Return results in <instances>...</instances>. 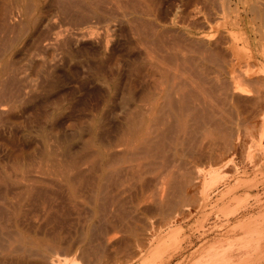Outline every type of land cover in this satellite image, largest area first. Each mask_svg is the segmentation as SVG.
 <instances>
[{
  "label": "rangeland",
  "instance_id": "1",
  "mask_svg": "<svg viewBox=\"0 0 264 264\" xmlns=\"http://www.w3.org/2000/svg\"><path fill=\"white\" fill-rule=\"evenodd\" d=\"M39 1L42 3L36 4L32 19L29 21L30 19H26L22 12L20 0L18 2L17 0H0V179L8 183L7 185V183H2L0 180V194L5 191H9L8 194H10L8 197V194L2 193L0 198L6 195V198L8 197L10 201L15 199L13 202H17L18 196L16 197L15 193L17 188L23 186L21 185L22 183H26L24 185L30 186L33 191L31 193L30 190L27 195H23L26 199H23V196L21 197L23 200L19 198V200L27 202L21 204L22 202L20 201L19 208L22 210L23 215L20 212L21 210L17 211L16 223L18 221L19 223L16 224L18 227L16 226L15 228L23 227V230L19 229L18 231L24 233L25 237H29L30 240L35 239L33 241L40 242V246L44 243L43 249L47 252L50 250V255L54 254L53 256H56L58 254L60 257L62 256L61 258L68 257V259L75 257L81 264H93L94 262V264H264V89L262 93H256L257 95L254 93L249 96L251 91L249 88L251 87L254 90V87L246 86L250 90L247 89L249 91L248 95L238 93L239 95H234L236 98L232 96V98L226 99L224 95L221 97L218 92H221L223 85L221 84L222 87L219 85L221 89L219 87L217 89L216 83H211L210 77L213 78V75H209L213 74V72H210L212 68L208 64L209 62L203 60V57H206L207 54H203L202 51L203 56H199L200 51L189 52L193 49L190 50L188 47L193 37L194 39L203 37L205 39L206 36L208 38L213 36L211 39H216L221 29L231 30L233 25L229 21L235 19V14L231 13L235 8V3H230V9H227L230 10V14L227 12L228 15H226V7L224 6L228 2L220 0L219 2L215 0V3L213 1V3L210 2L211 0L208 2L206 0H146L144 3L139 0H115V2L114 0H94L92 1L93 3L89 2V0ZM222 2L226 4L224 5ZM94 3L97 5H94ZM219 3H222L223 6H219ZM19 4L21 6H18ZM219 9H224V12ZM240 9L243 11L242 7ZM241 14H239L240 18L238 20L241 25L239 27L243 28L241 31H246L241 36L242 38L248 37L249 50L260 58L261 54L264 53V41L261 40L263 37L260 32L256 34L257 30H255L256 32H253V30L250 32L247 29L246 21L244 18L242 19L244 15ZM24 21L30 29L25 26ZM20 29L22 30L20 31ZM24 29L26 32L23 31ZM155 30H158V32H155ZM17 33H19V37ZM157 33H160V35ZM260 36L261 38H259ZM257 50L259 51L256 52ZM176 54L178 57L180 56L179 59ZM197 57L199 59L202 57L203 63ZM253 60L250 63L256 65L257 59L254 60L255 62ZM250 63L249 65H251ZM241 67L247 68L245 65L239 66L236 71V74H238L236 75L232 72L233 76L234 74L238 76L247 72L246 69L245 72ZM201 70H205V75L201 74ZM207 74L209 78L206 80L204 77V81L202 76ZM167 76H169V79L166 78ZM233 76L232 74L231 77L227 74L221 76L220 82H223V84L226 81L230 82V87L231 80L233 82V79H231ZM4 81H7L8 86ZM201 82H204V84ZM228 83H225L226 86H228ZM213 86L216 87L214 88ZM226 86L224 85V87ZM224 87L223 90L229 88ZM195 93L197 94L195 95ZM260 94H263V96L261 97ZM168 95L171 96L170 99ZM202 95L206 96L203 97ZM186 96L190 99H187ZM182 100H192V103H188V101L183 103ZM187 103L189 106H187ZM193 104L197 105L198 109ZM203 104L207 106H203ZM178 105L183 109L179 110ZM186 106L190 110H196V113L194 110H187ZM205 108H208V110L211 108L212 110L210 109V112H207ZM170 109L171 111H169ZM172 110H176L177 113L180 112V116L174 111L176 118ZM189 111L192 113L190 114ZM212 111L214 113L217 112L215 113L217 118L218 114H220L219 118H224V121L226 119L225 122L230 126L229 129L232 132H228L230 135H227L231 136L229 139L233 147L229 142L230 146L229 144L227 145L229 150L225 149V145L222 146V141L220 142L219 139L217 141L219 135L215 133L216 131L214 132V127L211 129L214 126L213 121L215 119L213 120L212 118L215 115L214 117H212L213 115H208L214 114ZM196 115L202 117L200 119L202 120L201 122L199 120L200 117ZM165 116L169 122L163 119ZM209 117H211V120L208 119ZM154 118L156 119L154 120ZM182 118L183 120H181ZM204 119L211 124L206 123ZM156 120L159 124H155ZM173 120L175 122L172 123ZM196 120L199 123H196ZM164 122L170 126H164L166 125ZM148 124L150 125L149 129L154 131L148 129ZM160 124L165 127L163 128L164 131ZM177 124L180 126H177L179 129L175 128ZM181 124L184 125V128ZM142 126H144L143 129ZM158 126L160 127L157 128ZM183 129L185 132L187 131L186 134ZM142 130H144V133L141 135ZM146 130L147 133L145 132ZM178 130L181 131L177 133L179 135L176 134ZM168 132L171 133L169 134ZM159 133L165 136L161 135L158 137ZM172 133L174 138H172ZM149 135L152 138L154 137V139ZM148 137L157 142H163L160 145H162L163 149L165 146V153L169 152L167 153L168 156L171 154L170 160H168V157H166V160L163 159L164 161H170L165 166L163 164L160 165L159 160L161 159L155 160V165L147 162L148 160L144 161L145 157L143 158L141 155L143 159L140 156L134 159L135 157L132 153L136 149L135 146L137 145L136 147L138 148L141 144L140 142L144 140L143 138L146 139ZM169 137L172 138L171 142H169ZM134 139H137L138 142ZM174 139H178L179 142H175ZM132 140L134 141L133 145ZM194 140L196 141L194 142ZM215 142H218L219 145ZM121 150H123L122 154ZM124 150L127 152H125L126 154H124ZM173 153L176 154L173 155ZM128 155L130 157H127ZM176 156L179 157L177 158ZM213 156L216 157L213 158ZM220 156L224 158L218 159ZM111 159L113 160L112 163ZM171 159H173L174 163H172ZM124 160H127L125 161L126 163ZM137 160L140 165H138ZM114 163L118 164L114 165ZM147 163L150 165H147ZM156 163L158 164L156 165ZM129 164H131L136 173L140 170V172H145L143 174L139 172L140 176L143 175L144 177H137V180L133 178L134 175H131L133 169H129L131 168ZM141 164H145L144 168H142ZM176 164L179 165L176 166ZM106 165L111 166L106 170L108 175L105 174ZM117 165L120 167L115 168ZM135 165L136 167L141 166V168H137V170L139 169L137 171L136 167H133ZM157 166L160 168H157ZM151 167L152 169L150 170ZM165 167L169 172H167V169L164 170ZM110 169H113V171L116 169L115 172H117L112 177V174H109ZM153 169H156L155 172H157H151L154 171ZM170 169L174 170L171 171ZM76 170L78 171L75 172ZM119 170L122 171L120 174L118 173L120 172ZM146 171L148 176L152 174V179L147 176ZM158 171L160 172L158 173ZM127 172H129V175ZM153 174H156V177ZM168 175H172L173 177L171 178L175 180H169L170 183L166 180L169 177ZM118 176L121 177L122 183L116 180L119 179ZM127 176L128 179L130 177L133 178L136 183H133L134 180L131 178L132 181L130 180V182ZM23 178L26 180L23 181ZM60 178L61 181L59 180ZM157 178L160 179L158 180ZM212 178L214 180L211 181ZM66 179L69 180L66 181ZM191 179L192 181H190ZM124 180L126 184L124 183L123 186ZM149 180L152 181L150 182ZM15 181L19 182V184L21 181V184L19 185ZM163 182H169L171 186L167 183L169 186L166 185L169 188L166 186L160 187L163 186ZM176 182L177 186L184 185V190L188 188L185 191V194H188L186 197L183 196L185 195L184 193L183 195L179 194L180 197L174 194V200L172 201L175 204V201L182 197L180 203L185 208L182 206V209L181 204L180 206L178 204L179 210L181 211L182 209L183 212L179 214L177 213L179 210H177L175 213L170 214L169 212L168 214L167 208L171 204L170 201L168 205V201L173 197L171 195V192L172 194L174 193L172 185H176ZM180 182L184 183L180 184ZM188 182L192 183V185L188 184ZM120 183L122 184L121 186ZM155 183L158 185L156 186ZM10 184L14 185L11 186ZM16 185L19 186L17 187ZM128 186L131 189H128ZM13 187L17 188L14 190ZM160 188H165L168 191L170 189L171 192L167 191L166 195H160ZM8 189L13 190L10 191ZM115 189L121 192V198L120 195H117L119 191L117 190L116 193ZM127 190H130V192H127ZM19 191L18 189L17 193ZM103 192L108 196V200ZM122 192L124 193L122 194ZM13 194L14 196H12ZM110 194L112 195L110 196ZM151 195H154V197ZM175 195L178 196V199ZM112 196L116 199L114 200ZM144 196L145 198H143ZM162 196L163 198H160ZM164 196L166 197L167 206L164 202ZM151 198L152 200H150ZM153 198L158 199L159 203L162 199L161 203L163 202L166 207H161L164 206L163 203L160 206L157 205L158 202L156 203ZM89 199L94 200L89 201ZM95 199L98 204H95ZM114 202L118 204V207H115L116 204ZM125 202L126 204H124ZM142 204L145 205L143 206ZM114 210H117L116 212L118 213ZM18 212L20 215H18ZM125 214L128 215L126 216ZM6 218L4 217L5 220ZM121 222L124 226L120 227ZM28 230L29 232H27ZM136 235L139 237L136 238ZM82 238H84L83 244ZM45 247L48 248L45 249ZM28 258L30 259V257H27L22 264H36L33 258L31 260ZM3 261L0 264H19L17 261Z\"/></svg>",
  "mask_w": 264,
  "mask_h": 264
},
{
  "label": "bare ground",
  "instance_id": "2",
  "mask_svg": "<svg viewBox=\"0 0 264 264\" xmlns=\"http://www.w3.org/2000/svg\"><path fill=\"white\" fill-rule=\"evenodd\" d=\"M56 1V0H55ZM60 1V0H59ZM65 1V0H64ZM67 1V0H66ZM81 1V0H80ZM85 1V0H84ZM88 1V0H87ZM92 2V1H94V0H89V2ZM96 1H98V0H96ZM102 1V0H101ZM135 1H137V0H135ZM139 1H143V3L144 2H146V0H139ZM139 1H138V3H139ZM148 1V0H147ZM207 2L209 1V0H206ZM214 2L215 0H211L210 2ZM218 2H219V0H217ZM220 1H223V2H228L227 4L226 3H223L225 6L224 7H226V9H225V12L227 13V12H229V14H230V10H227V9H230V6H231V4L232 3H235L234 5H235V8L233 9V11H231V13L234 15L235 14V19L234 20H231V21H229V23L230 24H232L233 25V27H232V29L231 30H229V29H221V31L220 32H218V37L215 39V38H213V39H211L213 36L212 35H210V36H212L211 38H208L207 36H206V38L204 39V37L203 38H195L194 39V37H193V39L191 40V39H189V40H191L190 42H189V48H190V50L191 49H193L192 51H189V52H193L194 50L195 51H200L201 53H199L200 55L199 56H203V54H207V56H208V58H206V57H203V60L205 61V62H209L208 64H210V66H211V68H212V70H210V72H213V74L211 73V75H209V76H212L213 78H211L210 77V81H211V83L213 82L216 86H217V89H218V87H219V85H223V87H224V85L226 86V84L228 83L227 81L223 84V82L221 83L220 82V77L221 76H225L226 74L229 76L230 75V77H231V74H232V76H233V73H235L236 74V71H237V69L239 68V66H243V65H245L247 68H245L246 70H247V72L245 71V69L243 68V67H241L242 69H244V71L246 72L245 74H240V75H238V76H235V74H234V76L231 78V79H233V82H232V80H231V84H230V87H229V83H228V86H226V87H229V88H227L226 90H223V87H222V85H221V87H222V89H221V92H222V90H223V93L221 94V92H218V91H216V92H218V94H220V96L222 97L223 95L226 97V99L227 98H232V96H234V95H236V94H247L248 95V93H249V91L251 90H253V88L251 89V87L250 86H253L254 87V90L251 92L250 91V93H249V96L252 94H256V93H258L259 94V92H261L262 93V91H263V89H264V53H260L261 54V56H260V58H258V57H256V55L253 53V52H251V50H249V48H248V43H249V41H247V39H248V37L247 38H242V34L244 35V31H241L243 28L242 27H239V23H238V20H239V18H240V15L239 14H241V7H242V9H243V11H242V14L244 15V17H242V19L244 18V20L246 21V27H247V29L248 30H250V32H251V30H253V32L255 31V30H257V33L256 34H258L259 32H260V34L262 35V37L263 38H261V36L259 37V38H261V40L262 41H264V0H220ZM17 2H18V0H17ZM113 2V1H112ZM114 2H115V0H114ZM212 2V3H213ZM21 5H22V12L24 13V16L26 17V19L28 18V19H30L29 21H31V17H32V15H33V11H34V8H35V6H37L36 4H38V3H42V2H40L39 0H20V2H19ZM93 3V2H92ZM92 3H91V5H92ZM97 3V2H96ZM104 3H105V1H104ZM125 3H127V2H125ZM129 3V2H128ZM132 3V2H131ZM138 3H136V4H138ZM215 3V2H214ZM222 3L220 4L219 3V6L221 5V6H223L222 5ZM231 3V4H230ZM18 5V6H21V5ZM85 4V3H84ZM98 4H99V2H98ZM135 4V5H136ZM140 4V3H139ZM63 5V4H62ZM94 5H97V4H95L94 3ZM113 5V4H112ZM118 5V4H117ZM39 6V5H38ZM102 6V5H101ZM139 6V5H138ZM145 6V5H144ZM143 6V7H144ZM227 6H228V8H227ZM15 7H17V6H15ZM95 7V6H94ZM124 7V6H123ZM233 7V6H232ZM6 8V7H5ZM37 8V7H36ZM220 8V7H219ZM20 9V8H19ZM63 9V8H62ZM75 9V8H74ZM97 9V8H96ZM141 9V8H140ZM152 9V8H151ZM221 9V8H220ZM219 9V10H220ZM224 9L223 10H220V11H223L224 12ZM71 10V9H70ZM129 10V9H128ZM135 10H137V9H135ZM227 10V11H226ZM19 11V10H18ZM78 11V10H77ZM96 11V10H95ZM104 11V10H103ZM219 11V12H220ZM8 12V11H7ZM114 12V11H113ZM137 12V11H136ZM142 12V11H141ZM94 13V12H93ZM140 13V12H139ZM145 13V12H144ZM35 14H36V12H35ZM87 14V13H86ZM104 14V13H103ZM107 14V13H106ZM241 14V15H242ZM7 15V14H6ZM75 15V14H74ZM225 15V14H224ZM226 15H228V13L226 14ZM225 15V16H226ZM100 16V15H99ZM132 16V15H131ZM144 16V15H143ZM158 16V15H157ZM194 16V15H193ZM229 16H231V15H229ZM119 17V16H118ZM227 17V16H226ZM34 18V17H33ZM224 18V17H223ZM222 18V19H223ZM229 18H231V17H229ZM233 18V17H232ZM21 19V18H20ZM96 19V18H95ZM142 19V18H141ZM25 20V19H24ZM35 20V19H34ZM220 20V19H219ZM225 20H226V18H225ZM224 20V21H225ZM3 21H5V20H3ZM197 21V20H196ZM222 21V20H221ZM234 21V22H233ZM27 22V21H26ZM160 22V21H159ZM227 22V21H226ZM232 22V23H231ZM5 23V22H4ZM24 24H26L25 26H28L27 25V23H25V21L23 22ZM23 23H22V25H23ZM29 23V22H28ZM3 24V23H2ZM30 24V23H29ZM135 24V23H134ZM204 24V23H203ZM229 24V25H230ZM243 24V23H242ZM145 25V24H144ZM224 25V24H223ZM226 25V24H225ZM24 26V27H25ZM241 26V25H240ZM259 26V27H258ZM29 27V26H28ZM134 27V26H133ZM151 27V26H150ZM153 27H155V26H153ZM152 27V29H154ZM161 27V26H160ZM227 27V26H226ZM231 27V26H230ZM229 27V28H230ZM256 27H258V28H256ZM22 28V27H21ZM97 28V27H96ZM159 28V27H158ZM225 28V27H224ZM7 29V28H6ZM26 29V28H25ZM25 29L23 30L24 32H26L25 31ZM29 29H30V27H29ZM87 29V28H86ZM92 29H93V27H92ZM138 29V28H137ZM148 29V28H147ZM156 29V28H155ZM12 30V29H11ZM17 30V29H16ZM22 29H20V31H21ZM27 30V29H26ZM85 30V29H84ZM89 30H91V29H89ZM95 30V29H94ZM93 30V31H94ZM141 30V29H140ZM151 30V29H150ZM174 30V29H173ZM224 30V31H223ZM14 32V31H13ZM19 32V31H18ZM113 32V31H112ZM155 32H158V30H155ZM162 32V31H161ZM166 32V31H165ZM246 32V31H245ZM256 32V31H255ZM114 33V32H113ZM164 33V32H163ZM189 33V32H188ZM18 34L19 33H17V36H18ZM22 34V33H21ZM24 34V33H23ZM152 34V33H151ZM154 34V33H153ZM156 34V33H155ZM158 34V33H157ZM162 34V33H161ZM247 34V33H246ZM62 35V34H61ZM89 35V34H88ZM91 35V34H90ZM145 35V34H144ZM158 35H160V33L158 34ZM20 36V35H19ZM18 36V37H19ZM85 36V35H84ZM87 36V35H86ZM259 36V35H258ZM10 38V37H9ZM17 38V37H16ZM60 38V37H59ZM107 38V37H106ZM160 38V37H159ZM17 39H19V38H17ZM109 39V38H108ZM148 39V38H147ZM164 40V39H163ZM155 41V40H154ZM165 41V40H164ZM16 42H17V40H16ZM147 42V41H146ZM176 42V41H175ZM259 42V41H258ZM9 43H11V42H9ZM15 43V42H14ZM261 43V42H260ZM159 44V43H158ZM145 45H147V44H145ZM261 45V44H260ZM108 46V45H107ZM150 46V45H149ZM148 46V47H149ZM164 46V45H163ZM186 46V48H188ZM152 47V46H151ZM177 47V46H176ZM159 48V47H158ZM260 48H262V47H260ZM148 49V48H147ZM146 49V50H147ZM65 50V49H64ZM167 50V49H166ZM186 50V49H185ZM160 51V50H159ZM173 51V50H172ZM171 51V52H172ZM181 51V50H180ZM188 51V50H187ZM202 51H203V54H202ZM259 50H257L256 52H258ZM263 51V50H262ZM165 52V51H164ZM184 52V51H183ZM189 52H188V54H189ZM175 53V52H174ZM198 53V52H197ZM196 53V54H197ZM2 54V53H1ZM182 54V53H181ZM202 54V55H201ZM152 55V54H151ZM166 55V54H165ZM173 55H175V54H173ZM177 55V54H176ZM204 55V56H205ZM191 56V55H190ZM195 56V55H194ZM156 57V56H155ZM177 57H178V55H177ZM180 57V56H179ZM179 57H178V59H179ZM183 57V56H182ZM185 57V56H184ZM188 57H189V55H188ZM193 57V56H192ZM191 57V58H192ZM159 58H160V56H159ZM173 58H176V57H173ZM186 58H187V56H186ZM190 58V59H191ZM194 58V57H193ZM198 58V57H197ZM151 59V58H150ZM177 59V60H178ZM190 59H188V60H190ZM199 59V58H198ZM201 59H202V57H201ZM201 59H199V60H201ZM208 59V60H207ZM255 59H257L256 60V62L254 61ZM174 60V59H173ZM187 60V59H186ZM193 60V59H192ZM197 60V59H196ZM203 60H201L202 61V63H203ZM251 60H253L254 62H255V64L256 65H253V64H251L250 63V61ZM152 61V60H151ZM161 61V60H160ZM175 61V60H174ZM182 61V60H181ZM198 61V60H197ZM252 61V62H253ZM149 62V61H148ZM178 62V61H177ZM187 62V61H186ZM191 62V61H190ZM171 63V62H170ZM180 63V62H179ZM189 63V62H188ZM194 63V62H193ZM202 63H200L201 65H202ZM249 63L251 64V65H249ZM183 64V63H182ZM150 66V65H149ZM186 66V65H185ZM198 66V65H197ZM204 66H206V65H204ZM209 66V67H210ZM162 67V66H161ZM178 67H179V64H178ZM181 67V66H180ZM189 67V66H188ZM199 67V66H198ZM201 67V66H200ZM208 67V68H209ZM190 68V67H189ZM202 68H204V67H202ZM240 68V69H241ZM158 69V68H157ZM201 69V68H200ZM148 70V69H147ZM166 70H167V68H166ZM193 70V69H192ZM199 70V69H198ZM206 70H207V68H206ZM158 71H159V69H158ZM168 71V70H167ZM202 71V70H201ZM205 71V70H204ZM204 71H202V75L204 74L205 75V73H204ZM238 71H240V70H238ZM244 71H243V73H244ZM163 72V71H162ZM162 72H159V73H162ZM166 72V71H165ZM164 72V73H165ZM233 72V73H232ZM242 72V71H241ZM231 73V74H230ZM240 73V72H239ZM166 74V73H165ZM192 74V73H191ZM198 74V73H197ZM238 74V73H237ZM236 74V75H237ZM160 75V74H159ZM194 75H195V73H194ZM9 76V75H8ZM162 76H164V75H162ZM201 76V75H200ZM209 76H208V74L206 75V76H202V79L205 77L206 78V80L209 78ZM160 77H161V75H160ZM169 76H167L166 78H168ZM171 77V76H170ZM17 78V77H16ZM159 78V77H158ZM205 78H204V81H205ZM152 79V78H151ZM169 79V78H168ZM199 79H201V78H199ZM198 79V80H199ZM222 79V78H221ZM229 80V79H228ZM236 80V81H235ZM9 81V80H8ZM14 81V80H13ZM169 81V80H168ZM202 81V80H201ZM4 82H6L5 84H7V81H4ZM3 82V83H4ZM167 82V81H166ZM184 82H186V81H184ZM194 82V81H193ZM10 83V82H9ZM196 83H198V82H196ZM202 83V82H201ZM2 84V83H1ZM171 84V83H170ZM178 84V83H177ZM176 84V85H177ZM187 84V83H186ZM193 84V83H192ZM191 84V85H192ZM202 84H204V82L202 83ZM208 84V83H207ZM3 85V84H2ZM20 85V84H19ZM181 85V84H180ZM209 85L211 86V84H210V82H209ZM7 86H8V84H7ZM162 86H163V84H162ZM171 86H172V84H171ZM185 86V85H184ZM189 86V85H188ZM216 86H213L214 88L216 87ZM246 86L248 87H250L249 89L248 88H246ZM186 87V86H185ZM197 87V86H196ZM212 87V86H211ZM226 87H224V88H226ZM3 88V87H2ZM10 88V87H9ZM173 88V87H172ZM188 88V87H187ZM195 88V87H194ZM16 89V88H15ZM179 89V88H178ZM199 89V88H198ZM213 89V88H212ZM216 89V90H217ZM249 91H248V90ZM1 90V89H0ZM7 90V89H6ZM172 90V89H171ZM192 90H194V89H192ZM192 90H189V91H192ZM196 90V89H195ZM194 90V91H195ZM3 91H5L4 89H3ZM163 91V90H162ZM179 91V90H178ZM184 91V90H183ZM188 91V90H187ZM213 91H214V89H213ZM256 91V92H255ZM7 92V91H6ZM12 92H14V91H12ZM11 92V93H12ZM167 92V91H166ZM174 92H175V90H174ZM180 92V91H179ZM197 92V91H196ZM9 93V92H8ZM11 93H10V95H11ZM185 93H186V91H185ZM184 93V94H185ZM189 93V92H188ZM191 94H192V92H190ZM209 93V92H208ZM208 93H206V94H208ZM212 93V92H211ZM177 94V93H176ZM179 94V93H178ZM197 93H195V95H196ZM199 94V93H198ZM218 94H216V95H218ZM238 94V95H239ZM264 94V93H263ZM263 94H260V96L262 97L263 96ZM7 95V94H6ZM160 95H162V94H160ZM171 95V94H170ZM194 95V96H195ZM201 95V94H200ZM215 95V96H216ZM257 95V94H256ZM4 96V95H3ZM169 96V95H168ZM175 96V95H174ZM190 96V95H189ZM203 96V95H202ZM206 96V95H205ZM205 96H203V97H205ZM219 96V97H220ZM5 97V96H4ZM10 97V96H9ZM8 97V98H9ZM165 97V96H164ZM170 97L171 96H169V99H170ZM176 97V96H175ZM196 97V96H195ZM200 97V96H199ZM208 97V96H207ZM224 97V98H225ZM235 97V96H234ZM258 97H259V95H258ZM14 98V97H13ZM17 98V97H16ZM15 98V99H16ZM155 98V97H154ZM179 98V97H178ZM184 98V97H183ZM186 98H187V96H186ZM186 98H184V99H186ZM189 98V97H188ZM187 98V99H188ZM217 98V97H216ZM236 98V97H235ZM256 98H257V96H256ZM6 99V98H5ZM158 99H159V97H158ZM168 99V101H170ZM175 99V98H174ZM177 99V98H176ZM180 99V98H179ZM190 99V98H189ZM193 100V99H192ZM192 100L191 101H188V103L189 102H191L192 103ZM201 100H202V98H201ZM205 100V99H204ZM209 100V99H208ZM207 100V101H208ZM262 100H263V98H262ZM10 101V100H9ZM14 101V100H13ZM166 101H167V99H166ZM181 101V100H180ZM186 100H182V102L184 103ZM186 101V102H187ZM197 101V100H196ZM225 101V100H224ZM162 102V101H161ZM174 102V101H173ZM176 102H177V100H176ZM210 102V101H209ZM209 102H208V104H209ZM155 103H156V101H155ZM187 103V104H188ZM205 103V102H204ZM170 104V103H169ZM168 104V105H169ZM180 104V103H179ZM199 104V103H198ZM207 104V103H206ZM162 105V104H161ZM171 105V104H170ZM174 105V104H173ZM181 105V104H180ZM194 105V104H193ZM201 105V104H200ZM200 105H198V106H200ZM205 104H203V106H204ZM211 105V104H210ZM145 106V105H144ZM160 106V105H159ZM175 106H176V103H175ZM179 106V105H178ZM177 106V107H178ZM183 106V105H182ZM187 106H189V104L187 105ZM186 106V107H187ZM197 106V105H196ZM195 105H194V107H196ZM205 106H207V105H205ZM192 107V106H191ZM210 107V106H209ZM208 107V108H209ZM145 108V107H144ZM164 108V107H163ZM189 107H187V110H190V109H188ZM197 108V107H196ZM195 108V109H196ZM203 108V107H202ZM208 108H205L206 110H207V112L209 111L210 112V109L212 108H210L209 110H208ZM4 109V108H3ZM150 109V108H149ZM156 109H157V107H156ZM160 109V108H159ZM165 109H166V106H165ZM164 109V110H165ZM173 109H174V107H173ZM181 108H180V106H179V110H180ZM183 109V108H182ZM181 109V110H182ZM184 109H185V106H184ZM192 109V108H191ZM198 109V108H197ZM204 109V108H203ZM213 109H214V107H213ZM153 110V109H152ZM163 110V109H162ZM186 110V109H185ZM192 110H194V109H192ZM192 110H190V111H192ZM212 110V109H211ZM154 111V110H153ZM167 111V110H166ZM169 111H171V109L169 110ZM173 111V110H172ZM174 111H176V110H174ZM173 111V113H174V115H175V112ZM189 111V112H190ZM196 110H194V112H195ZM215 111V110H214ZM158 112H159V110H158ZM163 112V111H162ZM168 112V111H167ZM185 112H188V111H185ZM213 112V111H212ZM142 113V112H141ZM161 113V112H160ZM172 113V112H171ZM176 113H177V111H176ZM184 113V112H183ZM192 112H190V114H191ZM196 113V112H195ZM214 113V112H213ZM215 113H217V112H215ZM215 113L214 114H212L211 113V115H208V116H212V117H214V115H215ZM139 114V113H138ZM150 114V113H149ZM155 114V113H154ZM168 114V113H167ZM177 114H179V116H180V112H178ZM190 114H188L187 113V115H189L190 116ZM194 114V113H193ZM192 114V115H193ZM151 115V114H150ZM149 115V116H150ZM165 115H166V113H165ZM170 115V114H169ZM173 115V114H172ZM173 115V116H174ZM195 115V114H194ZM202 115V114H201ZM219 115L220 114H218V118H217V116L215 115V117L214 118H212L214 121V126H212L211 127V129L214 127V132L215 133H217V135H219V138H217V141H218V139H219V141L221 142V143H223L222 144V146H224L225 147V149L226 150H229L228 148V144H229V142H230V144L232 143L231 141H230V137L231 136H228V135H230L229 133H231L232 131H230V126L225 122L226 121V119H225V121H224V118L222 119V117H220L219 118ZM156 116V115H155ZM166 116H168V115H166ZM166 116L163 118V119H165V121H167L166 120ZM183 116V115H182ZM197 116V115H196ZM204 116V115H203ZM159 117V116H158ZM161 117V116H160ZM169 117V116H168ZM175 117H176V115H175ZM184 117V116H183ZM186 117V116H185ZM193 117V116H192ZM197 117H200L199 115L197 116ZM141 118V117H140ZM152 118H153V116H152ZM177 118V117H176ZM193 118H195V117H193ZM202 117H200L199 118V120L201 119ZM204 118H205V116H204ZM142 119V118H141ZM156 118H154V120H155ZM169 119V118H168ZM173 119V118H172ZM175 119V118H174ZM180 119V118H179ZM186 119V118H185ZM189 119V118H188ZM187 119V120H188ZM197 120H198V118H196ZM208 119H210L211 120V117H209ZM139 120V119H138ZM153 120V121H154ZM162 120V119H161ZM181 120H183V118L181 119ZM186 120V121H187ZM196 120V121H197ZM143 121V120H142ZM162 121H164V120H162ZM177 121V120H176ZM180 121V120H179ZM185 121V122H186ZM202 120H200V122H201ZM204 121H206V119H204ZM152 122V121H151ZM156 122H157V120H156ZM155 122V124H159L158 122L156 123ZM167 122H169V121H167ZM173 122H175L174 120L172 121V123ZM178 122V121H177ZM182 122V121H181ZM184 122V124H185V127H186V123ZM211 122V121H210ZM146 123V122H145ZM154 123V122H153ZM161 124H162V122H160ZM165 123V122H164ZM183 123V122H182ZM196 123H199L198 121L196 122ZM206 123H209V122H207L206 121ZM135 124V123H134ZM160 124V126H162ZM166 125H164V126H168L169 124H167V123H165ZM178 124H180V123H178ZM178 124L176 125V129L178 128V127H180V126H178ZM202 124V123H201ZM211 123H209V125H210ZM152 125V124H151ZM172 125V124H171ZM181 125H183V124H181ZM187 125H188V123H187ZM190 125V124H189ZM208 125V126H209ZM145 126V125H144ZM144 126H142V129H143V127ZM150 125L148 124V129L150 128L149 127ZM160 126H158L157 128H159ZM170 126V125H169ZM178 126V127H177ZM207 126V125H206ZM229 126V127H228ZM173 127H174V125H173ZM183 128H184V125L182 126ZM204 127V126H203ZM152 128H154V127H152ZM163 128H165V127H163L162 126V129ZM192 128V127H191ZM202 128V127H201ZM205 128V127H204ZM207 128V127H206ZM141 129V128H140ZM145 129V128H144ZM156 129V128H155ZM171 129V128H170ZM169 129V130H170ZM179 129V128H178ZM181 129V128H180ZM150 130V129H149ZM152 131H154L153 129H151ZM150 130V131H151ZM172 130V129H171ZM187 130H189V129H187ZM193 130V129H192ZM204 130V129H203ZM212 130V131H213ZM143 131V132H142ZM141 131V135H142V133H144V130H142ZM149 131V132H150ZM156 131V130H155ZM159 131V130H158ZM160 131H162L161 129H160ZM163 131H164V129H163ZM174 131V130H173ZM172 131V132H173ZM180 130H178L177 132H176V134L179 132ZM183 131H184V129H183ZM208 131V130H207ZM146 133H147V130L145 131ZM167 132V131H166ZM181 132V131H180ZM185 132V131H184ZM183 132V133H184ZM187 132V131H186ZM186 132H185V134H186ZM189 132V131H188ZM209 132H210V130H209ZM229 132V133H228ZM140 133V132H139ZM139 133H136V134H139ZM150 133H152V132H150ZM163 133V132H162ZM165 133V132H164ZM169 134L171 133V132H168ZM198 133H199V131H198ZM203 133V132H202ZM208 133V132H207ZM153 134V133H152ZM155 134H158V133H155ZM160 135H158V137H160L162 134L161 133H159ZM169 134H168V136H169ZM175 134V133H174ZM188 134V133H187ZM194 134V133H193ZM205 134H206V132H205ZM228 134V135H227ZM233 134V133H232ZM231 134V135H232ZM147 135V134H146ZM177 135H179V134H177ZM176 135V136H177ZM190 135V134H189ZM188 135V136H189ZM196 135V134H195ZM208 135V134H207ZM213 135V134H212ZM227 135V136H226ZM150 136V135H149ZM153 136V135H152ZM155 136V135H154ZM157 136V135H156ZM163 136V135H162ZM165 136V135H164ZM163 136V137H164ZM171 136V135H170ZM172 136H173V133H172ZM176 136H175V138H176ZM183 136H185V135H183ZM134 137V136H133ZM136 137V136H135ZM138 137H140V136H138ZM144 137V136H143ZM147 137V136H146ZM151 137V136H150ZM181 137H182V135H181ZM192 137V136H191ZM195 137V136H194ZM210 137H211V135H210ZM213 137V136H212ZM228 137V138H227ZM137 138V137H136ZM152 138V137H151ZM151 138H143L144 140L143 141H141L139 144V146H138V148L135 146V151L132 153L133 154V156L135 157H133L134 159H136L137 158V156H143V158L145 157V160L144 161H147V162H150V163H154V162H156L155 160H159V159H161V160H159L160 161V165H166V163L168 162V160H170L169 159V157H170V155L171 154H169V156L167 155V153H169V152H166L165 153V151H166V149H165V146H164V149L162 148V145H160V143H162L163 144V142H157L156 140H152V139H154V137L151 139ZM162 138V137H161ZM172 138H174V136L172 137ZM172 138H170L169 137V139H170V141L168 140V139H166V140H168L169 142H171V139ZM138 139V138H137ZM137 139H134V140H136L137 141ZM142 139V138H141ZM141 139H139V140H141ZM162 139H164V138H162ZM182 139V138H181ZM232 139V138H231ZM130 140V139H129ZM159 140H160V138H159ZM175 140V139H174ZM206 140V139H205ZM212 140V139H211ZM133 141V140H132ZM155 141V142H154ZM163 141V140H162ZM176 141H178V139H176L175 140V142ZM182 141V140H181ZM192 141H193V139H192ZM196 140H194V142H195ZM215 141V140H214ZM138 142V141H137ZM136 142V143H137ZM157 142V143H156ZM179 142V141H178ZM204 142V141H203ZM133 143H134V141L132 142V145H133ZM172 143H174V142H172ZM172 143H171V145H172ZM183 143V142H182ZM214 143V142H213ZM215 143H218V142H215ZM230 144H229V146H230ZM126 145V144H125ZM129 145V144H128ZM127 145V146H128ZM166 145V144H165ZM168 145V144H167ZM171 145H169V146H171ZM174 145H175V143H174ZM178 145V144H177ZM218 145H219V143H218ZM221 145V144H220ZM131 146V145H130ZM169 146H167L168 148H169ZM178 146H180V145H178ZM184 146V145H183ZM192 146V145H191ZM194 146H196V145H194ZM231 146H232V144H231ZM126 147V146H125ZM166 147V148H167ZM173 147V146H172ZM201 147V146H200ZM219 147V146H218ZM224 147H222V148H224ZM233 147V146H232ZM116 148V147H115ZM129 149H131L130 147H128ZM132 148H134V147H132ZM171 148V147H170ZM177 148V147H176ZM179 148V147H178ZM127 149V148H126ZM173 149V148H172ZM171 149V150H172ZM191 149V148H190ZM219 149V148H218ZM134 150V149H133ZM132 150V151H133ZM174 150V149H173ZM224 150V149H223ZM225 150V151H226ZM122 151L123 150H121V154H122ZM129 151H131V150H129ZM167 151H169V149H167ZM175 151V150H174ZM177 151V150H176ZM203 151V150H202ZM201 151V152H202ZM111 152V151H110ZM126 151L124 150V154H126L125 153ZM172 152V151H171ZM215 152V151H214ZM117 153V152H116ZM176 153H178V152H176ZM175 153V154H176ZM131 154V155H132ZM144 154V155H143ZM174 153H173V155H175ZM211 154H213V153H211ZM211 154H210V156H211ZM225 154V153H224ZM110 155V154H109ZM112 155V154H111ZM120 155V154H119ZM119 155H118V158H119ZM180 155V154H179ZM205 155V154H204ZM217 155V154H216ZM108 156V155H107ZM116 157H117V155H115ZM140 156V157H141ZM218 156H219V154H218ZM221 156H223V154H221ZM218 157V159L220 158V160L222 159V158H224V157ZM113 157V156H112ZM127 157H130V155H128ZM166 157H168V160L167 161H164L163 159H167ZM177 157V156H176ZM179 157V156H178ZM177 157V158H178ZM216 157V156H215ZM214 156H213V158H215ZM111 158V157H110ZM115 158V157H114ZM117 158V159H118ZM123 158V157H122ZM121 158V159H122ZM125 158V157H124ZM139 158V157H138ZM142 157H141V159H143ZM173 158V157H172ZM176 158V159H177ZM89 159V158H88ZM102 159V158H101ZM109 159V158H108ZM120 159V160H121ZM127 159V158H126ZM176 159H174V160H176ZM181 159V158H180ZM115 160V159H114ZM173 159H171V161H172ZM69 161V160H68ZM78 161V160H77ZM101 161V160H100ZM111 161V163L113 162V160L111 159L110 160ZM118 161V160H117ZM125 161H127V160H124V162ZM129 161H131V160H129ZM143 161V160H142ZM141 161V162H142ZM162 161V162H161ZM219 161V160H218ZM87 162V161H86ZM89 162H91V161H89ZM93 162H95L94 160H93ZM123 162V163H124ZM131 162H134V161H131ZM130 162V163H131ZM135 162H136V160H135ZM137 162L139 163H136V164H138V165H140V162L137 160ZM158 162V161H157ZM170 162V161H169ZM168 162V163H169ZM56 163V162H55ZM59 163H60V161H59ZM75 163V162H74ZM101 163V162H100ZM126 163V162H125ZM172 163H174V161H172ZM177 163V162H176ZM179 163H181V162H179ZM85 164V163H84ZM88 164V163H87ZM106 164H108V163H106ZM109 164H110V162H109ZM115 164H118V163H114V165ZM158 163H156V165H157ZM83 165V164H82ZM91 165V164H90ZM90 165H88V166H90ZM95 165V164H94ZM111 165V164H110ZM110 165H106L107 167H106V169H105V167H104V169H105V171L108 169V167L110 166ZM124 165V164H123ZM147 165H150L149 163H147ZM154 165H155V163H154ZM179 165V164H178ZM177 164H176V166H178ZM23 166V165H22ZM57 166V165H56ZM96 166V165H95ZM112 166V165H111ZM110 166V167H111ZM125 167H127L126 165H124ZM129 166L131 167V168H129V169H133V171L131 172V170H130V172L132 173L131 175L133 176L134 175V177L133 178H136V180H137V177H139V178H141V176L142 177H144L143 175H141L140 176V174H139V172L141 171H138L140 168H141V166H143L142 168H144V166H145V164L143 165V164H141V166H138V167H136V165L135 166H133V167H136V170H137V168H139L137 171H138V173H136V171H134V168H132V166H131V164H129ZM151 166H152V164H151ZM168 166H169V164H168ZM168 166H166L167 168H168ZM1 167V166H0ZM40 167V166H39ZM60 167V166H59ZM65 167V166H64ZM99 167V166H98ZM97 167V168H98ZM109 167V168H110ZM113 167V166H112ZM116 167H120L119 165H117V166H115V168ZM123 167V166H122ZM150 167V166H149ZM148 167V168H149ZM153 167V166H152ZM152 167L150 168V170L152 169ZM159 166H157V168H158ZM164 168V170L165 169H167V168ZM171 167V166H170ZM21 168V167H20ZM52 168V167H51ZM54 168V167H53ZM62 168H63V166H62ZM103 168V167H102ZM124 168V167H123ZM128 168V167H127ZM154 168H155V166H154ZM160 168V167H159ZM163 168V167H162ZM174 169H175V167H173ZM179 168V167H178ZM3 169V168H2ZM41 169V168H40ZM59 169V168H58ZM71 169V168H70ZM80 169V168H79ZM91 169V168H90ZM147 169V168H146ZM174 169H170L171 171L172 170H174ZM52 170V169H51ZM68 170V169H67ZM115 170L116 169H114V171H113V169H110L109 170V174H112L111 175V177L113 176V174H115V173H117V172H115ZM123 170V169H122ZM143 170V169H142ZM145 170V169H144ZM154 170V169H153ZM156 170V169H155ZM155 170L154 171H151V172H155ZM163 170V169H162ZM163 170V171H164ZM177 170V169H176ZM36 171V170H35ZM57 171V170H56ZM78 170H76L75 172H77ZM102 171V170H101ZM111 171H113V172H111ZM118 171V170H117ZM120 172H118L119 174L122 172L121 170H119ZM125 171V170H124ZM148 171V170H147ZM147 171H146V174H147ZM161 171V170H160ZM160 171H158V173L160 172ZM178 171V170H177ZM59 172V171H58ZM62 172V171H61ZM60 172V173H61ZM64 172H66L65 170H64ZM74 172V173H75ZM87 172V171H86ZM99 172H100V170H99ZM107 172V171H106ZM105 172V174H107L108 175V172L106 173ZM111 172V173H110ZM133 172H135V173H133ZM157 172V171H156ZM155 172V173H156ZM167 172H169V170L167 169ZM166 172V173H167ZM173 172H175V171H173ZM24 173V172H23ZM72 172H71V170H70V174H71ZM92 173V172H91ZM97 173V172H96ZM129 172H127V174H128ZM140 173H145V172H140ZM166 173H163V174H166ZM172 173V172H171ZM12 174V173H11ZM18 174V173H17ZM40 174V173H39ZM126 174V175H127ZM149 174H151L150 172H149ZM162 174V173H161ZM169 174V173H168ZM23 175V174H22ZM25 175V174H24ZM43 175V174H42ZM72 175V174H71ZM93 175V174H92ZM97 175V174H96ZM100 176H101V174H99ZM129 175V174H128ZM130 175V176H131ZM136 175V176H135ZM145 175V174H144ZM152 175V174H151ZM151 175H149L150 176V178H151ZM153 175H155V177H156V174H153ZM159 175V174H158ZM157 175V176H158ZM173 175V174H172ZM169 176L168 177V179H166V180H172V181H174L175 179L174 178H171V177H173V176ZM187 175H189V174H187ZM186 175V176H187ZM37 176V175H36ZM45 176V175H44ZM49 176V175H48ZM47 176V177H48ZM67 176V175H66ZM79 176H80V174H79ZM83 176V175H82ZM94 177H95V175H93ZM121 176V175H120ZM123 176V175H122ZM131 176V177H132ZM147 176H148V174H147ZM148 176V177H149ZM166 176V175H165ZM165 176H162V177H165ZM18 177V176H17ZM28 177H29V175H28ZM33 177V176H32ZM39 177V176H38ZM41 177V176H40ZM75 177V176H74ZM108 177H110V176H108ZM110 177V178H111ZM119 177V176H118ZM130 177V178H131ZM188 177H190V175L188 176ZM193 177V176H192ZM191 177V178H192ZM25 178V177H24ZM24 178H23V181H25L24 180ZM27 178V177H26ZM35 178V177H34ZM44 178V177H43ZM56 178V177H55ZM65 178H67V177H65ZM70 178V177H69ZM71 178H72V176H71ZM78 178V177H77ZM91 178V177H90ZM96 178H98L97 176H96ZM105 178V177H104ZM116 178V177H115ZM121 177H119V179H120ZM125 178H126V176H125ZM128 179V176H127V179L130 181L131 179L132 180H134L133 178H131V179ZM161 178V177H160ZM159 178V179H160ZM171 178V179H170ZM175 178H176V176H175ZM19 179V178H18ZM31 179H33V178H31ZM84 179V178H83ZM83 179H81V180H83ZM114 179V178H113ZM119 179H116V180H118V181H120L121 182V179L119 180ZM143 179V178H142ZM146 179V178H145ZM152 179V178H151ZM154 179V178H153ZM158 179V178H157ZM158 179V180H159ZM165 179V178H164ZM163 179V180H164ZM174 179V180H173ZM1 180V179H0ZM4 180V179H3ZM10 180V179H9ZM8 180V181H9ZM13 180V179H12ZM46 180V179H45ZM44 180V181H45ZM51 180V179H50ZM60 181H61V178L59 179ZM63 180H64V178H63ZM67 180H69V179H66V181ZM80 180V181H81ZM88 180V179H87ZM99 180V179H98ZM97 180V181H98ZM110 180V179H109ZM116 180H114V181H116ZM127 180V181H128ZM131 180V181H132ZM157 180V181H158ZM186 180H188L187 178H186ZM212 180H214V178H212L211 179V181ZM2 181V180H1ZM19 181V180H18ZM21 181H22V179H21ZM21 181H20V184H21ZM28 181V180H27ZM35 181L37 182V180L35 179ZM39 181V180H38ZM42 181V180H41ZM47 182H48V180H46ZM79 181V180H78ZM105 181V180H104ZM123 181V180H122ZM130 181V182H131ZM139 182H140V180H138ZM137 181V182H138ZM150 181V180H149ZM152 181V180H151ZM150 181V182H151ZM165 181V180H164ZM169 181V182H170ZM190 181H192V179L190 180ZM16 182V181H15ZM30 182H31V180H30ZM33 182H34V180H33ZM99 182V181H98ZM136 183V181L134 180L133 181V183ZM139 182H138V184H139ZM143 182V181H142ZM169 182H167L170 186H171V182L169 183ZM2 183H7V181L5 182H3L2 181ZM11 183H12V181H11ZM16 183H18L19 184V182H16ZM32 183V182H31ZM35 183V182H34ZM39 183H40V181H39ZM50 183H51V181H50ZM56 183H57V181H56ZM75 183V182H74ZM73 183V184H74ZM78 183V182H77ZM101 183V182H100ZM106 183V182H105ZM116 183H118V182H116ZM122 183V182H121ZM120 183V186L122 185ZM124 183H125V180H124V182H123V186H124ZM141 183V182H140ZM146 183V182H145ZM144 183V184H145ZM158 183H159V181H158ZM165 182H163V186H160V187H164V186H166L167 188H169L168 186V184L167 183H165ZM173 183H175V182H173ZM181 183H184V182H180V184ZM15 184V183H14ZM13 184V185H14ZM19 184V185H20ZM24 184H26V183H24ZM23 183L21 184V185H23L22 187H19V188H17L19 185H16L17 187V190L19 189L20 191L17 193V190H16V193H15V195H16V197H17V202L15 201V202H13L14 200H9V195L10 194H8V192H1V194L2 193H6V195L8 194V197L6 198V195H4V196H2L1 198H0V263L3 261V260H6V261H8V260H10L11 262L12 261H17L19 264H22L23 262H25L26 261V258L27 257H30V259L29 260H31V258H33L34 259V261L36 262V264H81L79 261H77L76 259H75V257L74 258H71V259H68V257L66 258H61L58 254V256L56 255V256H53L54 254H49V252H50V250H49V252H47V251H45L44 249H43V245H44V243L40 246V242L38 243L37 241L35 242V241H33V240H35V239H33V240H30L29 239V237H25L23 234L24 233H21V231L19 232L18 230L20 229H22L23 227L22 226H20V227H22V228H15L17 225V223H19V221L16 223V221H17V215H16V213H17V211H19V210H21L20 208H19V206H20V203L21 204H24V203H26L25 201L23 202L22 200L23 199H26V198H24V194H26L27 195V193H29V191L31 190L30 189V186L28 187V186H26V185H24ZM38 184V183H37ZM49 184V183H48ZM52 184V183H51ZM83 184V183H82ZM88 184V183H87ZM91 184V183H90ZM115 184V183H114ZM126 184V183H125ZM127 184H129V183H127ZM131 184V183H130ZM156 184V183H155ZM160 184V185H161ZM168 186H167V185ZM188 184H190V185H192V183H190V182H188ZM187 184V185H188ZM195 184V183H194ZM1 185V184H0ZM7 185H8V183H7ZM11 186H13L12 184H10ZM31 186H32V184H30ZM34 185V184H33ZM46 185H47V183H46ZM61 185V184H60ZM59 185V186H60ZM75 185V184H74ZM77 185V184H76ZM96 185H97V183H96ZM102 185H104V184H102ZM108 185H109V183H108ZM112 185H113V183H112ZM137 185V184H136ZM143 185V184H142ZM158 184H156V186H157ZM190 185H188L189 187H190ZM5 186V185H4ZM42 186V185H41ZM55 186V185H54ZM65 186V185H64ZM69 187H70V185H68ZM85 186V185H84ZM92 186H94V185H92ZM106 186V185H105ZM104 186V187H105ZM114 186V185H113ZM116 186H118V185H116ZM120 186H118V187H120ZM123 186H122V188H123ZM153 186V185H152ZM155 186V185H154ZM175 186H176V188H175ZM34 187V186H33ZM50 187V186H49ZM51 187H52V185H51ZM68 187V188H69ZM72 187V186H71ZM80 187V186H79ZM85 187H87V186H85ZM98 187V186H97ZM102 187V186H101ZM144 187V186H143ZM151 187V186H150ZM159 187V186H158ZM158 187H156V188H158ZM172 187L174 188V193L172 194V192L170 191V189H169V191L167 190V189H165V188H160V192H159V194L161 195H163V194H167V191L170 193L171 192V195L173 196L174 194H177L178 196H179V194H181V195H183V193L185 194V191L188 189H186V190H184V185L182 186V185H178L177 186V182H176V185L175 184H173L172 185ZM187 186H186V182H185V188H186ZM5 188V187H4ZM8 188H10L9 186H8ZM12 188V187H11ZM14 188V187H13ZM16 188H14V190L16 189ZM35 188V187H34ZM37 188V187H36ZM38 188H39V186H38ZM48 188V187H47ZM116 188V187H115ZM147 188V187H146ZM149 188V187H148ZM40 189V188H39ZM39 189H38V191H39ZM60 189V188H59ZM66 189V188H65ZM78 189V188H77ZM92 189H93V187H92ZM95 189V188H94ZM102 189V188H101ZM101 189H99V190H101ZM108 189H110V188H108ZM108 189H106V190H108ZM127 189V188H126ZM128 189H131L129 186H128ZM139 189V188H138ZM149 189H151V188H149ZM5 190V189H4ZM3 190V191H4ZM8 190H10V189H8ZM13 190V189H12ZM12 190H10V191H12ZM34 190V189H33ZM54 190V189H53ZM67 190V189H66ZM71 190H72V188H71ZM96 190V189H95ZM112 190H113V188H112ZM116 190V189H115ZM118 190V189H117ZM117 190H116V193H117ZM134 190V189H133ZM145 191H146V189H144ZM35 191V190H34ZM45 191V190H44ZM58 191V190H57ZM70 191V190H69ZM119 191V190H118ZM122 191V190H121ZM123 191H124V188H123ZM135 191H137V190H135ZM150 191V190H149ZM155 191H156V189H155ZM157 191H159V190H157ZM190 191V190H189ZM33 191L31 190V193H32ZM98 192V191H97ZM101 192H102V190H101ZM105 192H107V191H105ZM105 192H103V194L105 193ZM126 192V191H125ZM127 192H130V190L128 191L127 190ZM133 192V191H132ZM139 192H140V190H139ZM143 192V191H142ZM141 192V193H142ZM30 193V194H31ZM71 193V192H70ZM74 193H75V191H74ZM110 193V192H109ZM109 193H107V194H109ZM116 193H115V195H116ZM120 193V194H119ZM119 193L117 194V195H120V198H121V192L119 191ZM124 192H122V194H123ZM140 193V194H141ZM150 193V192H149ZM153 193V192H152ZM157 193V192H156ZM1 194H0V196H1ZM34 194H36V193H34ZM34 194H33V196H34ZM61 194V193H60ZM101 194V193H100ZM102 194V195H103ZM113 194V193H112ZM112 194H110V196L112 195ZM128 194V193H127ZM146 194V193H145ZM158 194V195H159ZM188 194V193H187ZM187 194H185V195H183V196H185L186 197V195ZM222 194V193H221ZM25 195V196H26ZM40 195V194H39ZM46 195V194H45ZM71 195V194H70ZM85 195H86V193H85ZM102 195H100V196H102ZM104 195H106V194H104ZM103 195V196H104ZM131 195V194H130ZM134 195V194H133ZM146 195H149V194H146ZM156 195V194H155ZM170 195V194H169ZM12 196H14V194L12 195ZM23 196V199L21 198ZM32 196V195H31ZM31 196H30V198H31ZM80 196H82L81 194H80ZM88 196V195H87ZM98 196V195H97ZM107 196V195H106ZM150 196V195H149ZM152 196V195H151ZM157 196V195H156ZM176 196V195H175ZM178 196H176V198L178 197ZM189 196V195H188ZM15 197V198H16ZM50 197V196H49ZM59 197V196H58ZM68 197V196H67ZM95 197H96V195H95ZM105 197V196H104ZM116 197V196H115ZM133 197V196H132ZM138 197H140V196H138ZM152 197H154V195L152 196ZM159 197V196H158ZM165 197V196H164ZM168 197V196H167ZM180 197V196H179ZM14 198V197H13ZM19 198H21L22 200H19ZM28 198V197H27ZM39 198V197H38ZM56 198V197H55ZM60 198V197H59ZM84 198V197H83ZM92 198V197H91ZM112 198L114 199V197L112 196ZM137 198V197H136ZM143 198H145V196L143 197ZM150 198V197H149ZM160 198H163V196L162 197H160ZM160 198H159V200H160ZM170 198V197H169ZM168 198V199H169ZM174 198V196L173 197H171V199H169V201H168V205H169V209H170V211H169V209L167 208V212H168V214H169V212H170V214L171 213H175V211H177V210H179L180 209V207L178 208V204H179V206H180V199L182 198H177L178 199V201H175V204H174V201H172V200H174L173 199ZM40 199V198H39ZM88 199V198H87ZM104 199V198H103ZM105 199H106V197H105ZM113 199H111V200H113ZM116 199V198H115ZM114 199V200H115ZM118 199H119V197H118ZM123 199V198H122ZM132 199V198H131ZM154 199V198H153ZM31 200H32V198H31ZM49 200V199H48ZM75 200V199H74ZM82 200V199H81ZM92 200H94V199H92ZM92 200H90L89 199V201H92ZM107 200H108V196H107ZM145 200V199H144ZM150 200H152V198L150 199ZM154 200H156V199H154ZM158 200V199H157ZM155 201L156 203L158 202V201ZM162 200V199H161ZM161 200H160V203L158 202L157 203V205H159L160 206V204H162L161 203ZM182 200V199H181ZM21 201V202H20ZM30 201V200H29ZM28 201V202H29ZM77 201V200H76ZM84 201V200H83ZM117 201V200H116ZM124 201H126V200H124ZM128 201V200H127ZM163 201V200H162ZM171 201V202H170ZM82 202V201H81ZM104 202V201H103ZM102 202V203H103ZM108 202V201H107ZM119 202V201H118ZM117 202V203H118ZM143 202V201H142ZM149 202V201H148ZM151 202V201H150ZM154 202V201H153ZM152 202V203H153ZM165 204H166V197H165ZM170 202V203H169ZM179 202V203H178ZM182 202V201H181ZM88 203V202H87ZM115 203V202H114ZM141 203V202H140ZM176 203H177V205H176ZM75 204V203H74ZM77 204V203H76ZM95 204H98L97 202H96V199H95ZM106 204V203H105ZM116 204V203H115ZM124 204H126V202L124 203ZM135 204V203H134ZM137 204H138V202H137ZM86 205V204H85ZM84 205V206H85ZM118 204H116L115 205V207L117 206ZM143 205V204H142ZM145 205V204H144ZM143 205V206H144ZM163 205H164V203H163ZM77 206V205H76ZM95 206H97V205H95ZM109 206V205H108ZM114 206V205H113ZM122 206V205H121ZM120 206V207H121ZM132 206V205H131ZM138 206V205H137ZM140 207H141V205H139ZM166 206H167V204H166ZM165 205L164 206H161V207H166ZM182 204H181V208H182ZM23 207V206H22ZM73 207V206H72ZM80 207V206H79ZM105 207H107V206H105ZM115 207H114V209H115ZM118 207V206H117ZM25 208V207H24ZM30 208V207H29ZM45 208V207H44ZM99 208V207H98ZM122 208V207H121ZM159 209H160V207H158ZM183 208H185L184 206H183ZM182 208V209H183ZM72 209V208H71ZM140 209V208H139ZM181 209V211L179 210L177 213H182L183 212V210ZM26 210V209H25ZM110 210H112L111 208H110ZM118 210V209H117ZM116 210V211H117ZM125 210V209H124ZM163 210V209H162ZM185 210V209H184ZM51 211V210H50ZM93 211V210H92ZM115 211V210H114ZM115 211V212H116ZM166 211H165V213H166ZM21 213H22V210L20 211ZM23 212H24V210H23ZM53 212V211H52ZM79 212V211H78ZM81 212V211H80ZM95 212V211H94ZM97 212H98V210H97ZM100 212V211H99ZM103 212V211H102ZM114 212V214H116V213H118V212H116L115 213ZM120 212V211H119ZM74 213V212H73ZM136 213V212H135ZM18 215H20V213L18 212ZM22 215H23V213H22ZM25 215V214H24ZM93 215V214H92ZM102 215V214H101ZM104 215V214H103ZM123 215V214H122ZM121 215V216H122ZM126 216L128 215V214H125ZM167 215V214H166ZM175 215H177V214H175ZM94 216V215H93ZM92 216V217H93ZM132 216V215H131ZM136 216V215H135ZM170 216V215H169ZM3 217V219H1ZM4 217H7L6 218V220L4 219ZM80 217V216H79ZM137 217V216H136ZM22 218V217H21ZM102 218V217H101ZM129 218V217H128ZM23 219V218H22ZM85 219H87L86 217H85ZM175 219H176V216H175ZM1 220H3V221H1ZM4 220H5V222H6V224H4L5 222H4ZM84 220V219H83ZM89 220H91V219H89ZM94 220H95V218H94ZM98 220V219H97ZM22 221V220H21ZM25 221V220H24ZM85 221V220H84ZM120 221V220H119ZM134 221V220H133ZM103 222V221H102ZM124 222V221H123ZM127 222V221H126ZM129 222H130V220H129ZM128 222V223H129ZM136 222V221H135ZM21 223V222H20ZM24 223V222H23ZM120 223V222H119ZM122 223V222H121ZM247 223V222H246ZM87 224H89V223H87ZM102 224V223H101ZM118 224V223H117ZM116 224V225H117ZM127 224V223H126ZM125 224V226H127ZM21 225V224H20ZM24 225H25V223H24ZM100 225V224H99ZM114 225V224H113ZM112 225V226H113ZM124 226V224L122 223L121 225H120V227L121 226ZM88 226V225H87ZM111 226V225H110ZM129 226V225H128ZM135 226V225H134ZM137 226H138V224H137ZM245 226H247V225H245ZM18 227V226H17ZM28 227V226H27ZM85 227V226H84ZM91 227V226H90ZM97 227V226H96ZM106 227H107V225H106ZM119 227V226H118ZM141 227V226H140ZM139 227V228H140ZM37 228V227H36ZM116 228V227H115ZM129 228H130V226H129ZM33 229V228H32ZM94 229V228H93ZM108 229V228H107ZM114 229V228H113ZM118 229V228H117ZM137 229V228H136ZM23 230V229H22ZM26 230V229H25ZM119 230V229H118ZM130 230V229H129ZM135 230V229H134ZM142 230V229H141ZM117 231V230H116ZM120 231V230H119ZM138 231V230H137ZM27 232H29V230L27 231ZM26 232V233H27ZM74 232V231H73ZM144 232V231H143ZM34 233V232H33ZM115 234V233H114ZM142 234V233H141ZM143 234H145V233H143ZM149 234V233H148ZM147 234V235H148ZM28 235V234H27ZM26 235V236H27ZM33 235V234H32ZM48 235V234H47ZM146 235V236H147ZM174 235V234H173ZM31 236V235H30ZM131 236V235H130ZM145 236V237H146ZM169 236H171V235H169ZM38 237V236H37ZM113 237V236H112ZM116 237V236H115ZM137 237H139V236H137L136 235V238ZM33 238V237H32ZM62 238V237H61ZM106 238V237H105ZM111 238V237H110ZM109 238V239H110ZM38 239V238H37ZM63 239V238H62ZM83 239L84 238H82V244L84 243V241H83ZM100 239V238H99ZM172 239V238H171ZM59 240V239H58ZM57 240V241H58ZM64 241H65V239H63ZM62 240V241H63ZM86 240V239H85ZM90 240V239H89ZM102 240V239H101ZM107 240V239H106ZM139 240V239H138ZM38 241H39V239H38ZM48 241V240H47ZM77 241H79V240H77ZM137 241V240H136ZM42 242V241H41ZM46 242V241H45ZM72 242H74V241H72ZM98 242V241H97ZM111 242V241H110ZM173 242V241H172ZM66 243V242H65ZM75 243V242H74ZM80 243V242H79ZM108 243V242H107ZM106 243V244H107ZM112 243V242H111ZM48 244V243H47ZM59 245H62L61 243H58ZM77 244V243H76ZM81 244V243H80ZM79 244V245H80ZM50 245V244H49ZM52 245V244H51ZM92 245V244H91ZM45 246H47V245H45ZM74 246V245H73ZM84 246V245H83ZM138 246V245H137ZM54 247V246H53ZM108 247V246H107ZM48 248V247H47ZM46 247H45V249H47ZM55 248V247H54ZM68 248H70V247H68ZM67 248V249H68ZM82 248V247H81ZM60 249V248H59ZM58 249V250H59ZM66 249V250H67ZM83 249H84V247H83ZM87 249V248H86ZM91 249V248H90ZM65 250V251H66ZM69 250V249H68ZM67 250V251H68ZM73 250V249H72ZM80 250V249H79ZM56 251V250H55ZM66 251V252H67ZM75 251V250H74ZM91 251V250H90ZM69 252V251H68ZM88 252V251H87ZM92 252H94V251H92ZM51 253V252H50ZM72 253V252H71ZM79 253V252H78ZM90 253V252H89ZM201 253V252H200ZM218 253V252H217ZM66 254H68V253H66ZM66 254H64V255H66ZM85 254V253H84ZM73 255V254H72ZM71 255V256H72ZM98 255V254H97ZM212 255V254H211ZM68 256V255H67ZM70 256V255H69ZM226 256V255H225ZM77 257V256H76ZM79 257V256H78ZM89 257V256H88ZM94 257V256H93ZM87 258V257H86ZM32 259V260H33ZM80 259H81V257H80ZM91 259V258H90ZM89 260V259H88ZM5 261V262H6ZM229 261V260H228ZM231 261V260H230ZM4 262V261H3ZM34 262V263H35ZM14 263V262H13ZM33 263V262H32ZM95 263V262H94ZM93 263V264H94ZM226 263V262H225ZM4 264V263H3ZM9 264V263H8ZM15 264V263H14Z\"/></svg>",
  "mask_w": 264,
  "mask_h": 264
}]
</instances>
